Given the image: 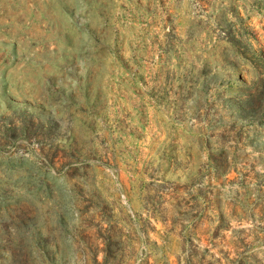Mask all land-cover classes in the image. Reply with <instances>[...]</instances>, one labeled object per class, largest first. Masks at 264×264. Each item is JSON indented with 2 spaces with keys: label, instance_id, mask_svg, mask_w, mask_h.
Returning <instances> with one entry per match:
<instances>
[{
  "label": "rangeland",
  "instance_id": "1",
  "mask_svg": "<svg viewBox=\"0 0 264 264\" xmlns=\"http://www.w3.org/2000/svg\"><path fill=\"white\" fill-rule=\"evenodd\" d=\"M0 264H264V0H0Z\"/></svg>",
  "mask_w": 264,
  "mask_h": 264
}]
</instances>
